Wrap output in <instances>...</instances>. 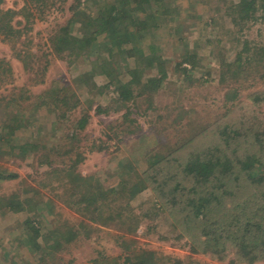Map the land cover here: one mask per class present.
I'll return each mask as SVG.
<instances>
[{
    "label": "rangeland",
    "instance_id": "rangeland-1",
    "mask_svg": "<svg viewBox=\"0 0 264 264\" xmlns=\"http://www.w3.org/2000/svg\"><path fill=\"white\" fill-rule=\"evenodd\" d=\"M44 1L0 0V169L18 175L0 180V264H122L139 248L154 253L147 264H172L169 258L250 264L226 236L213 248L197 243V226L186 224V212L173 204L192 210L187 196L193 182L182 165L211 157L208 149L220 146L243 161L258 151L263 159L253 155L245 165L251 177L264 171V145L258 143L264 140V63L240 59V74L226 73L232 56L264 48V18L243 26L231 10L240 0H165L188 46L159 44L166 78L155 91L121 102L90 67L104 52L68 57L49 42L73 7L104 0ZM142 7L146 13L158 9L154 0ZM158 35H147L145 48ZM187 47L198 57L196 67L183 63L188 71L179 72L175 64ZM111 64L119 65L116 79L127 78L119 60ZM150 65L140 62L138 75ZM22 143L29 144L25 155L17 147ZM70 173L91 185L71 180ZM176 185L187 189L176 196ZM263 190L264 182L247 185L235 213L255 211L252 203L264 209ZM26 195L36 199L38 212L29 215L25 204L22 211L7 208ZM27 221L38 224V244L27 237Z\"/></svg>",
    "mask_w": 264,
    "mask_h": 264
},
{
    "label": "trees",
    "instance_id": "trees-1",
    "mask_svg": "<svg viewBox=\"0 0 264 264\" xmlns=\"http://www.w3.org/2000/svg\"><path fill=\"white\" fill-rule=\"evenodd\" d=\"M35 1L37 3L45 2L44 0ZM144 1L121 0L120 2H110L104 0L96 4L89 3L88 6L84 5V8H79L80 4H78L72 8L73 12L66 26H61L49 41L56 49V53L69 51L68 57H71L72 54L76 57L89 56L92 50L104 52V55L93 61L90 67L93 70L99 69L96 72V77L105 78L108 83L106 87L113 86V92L117 94L118 100L121 102L135 100L142 95L144 96L149 89L155 91L159 88L160 83L167 76L165 66L167 63L160 55L161 45L170 46L184 43L183 45L188 46L186 44L188 41L181 36V27L176 26L175 28L176 19L172 18L175 15L173 8L171 9L166 5L165 0H154V4L158 9L155 8L151 13H146L142 7ZM239 4H241L239 9H235L237 6L231 4V10L237 13L238 20L243 26L248 25L254 19L257 20L258 17L264 18V0H240ZM9 13L10 11L5 12L3 16ZM8 29L10 32H17L14 26L8 25ZM73 29L76 33L70 34ZM150 33L152 35L158 33L159 39L157 37L154 40L151 39L147 44V48H145L146 37ZM243 43L246 44L247 42L244 41ZM197 58L187 47L184 60L175 64V68L180 67L179 72H187L186 68H182V64L186 63L189 68L192 65L191 69H195L196 66L194 65ZM113 59L119 60L127 70L125 75L127 78L123 81L116 79L120 68L119 65L111 64ZM240 59L249 63L256 61L263 64L264 48L258 47L252 53L247 52L244 55L238 53L232 56L227 64L230 71L226 73L231 74L232 77L238 76L240 74V72H237ZM140 62L152 63L154 66L150 65L148 73L139 76L137 67ZM156 67L159 68L158 72L154 70ZM232 67L234 68L232 69ZM134 92L136 96H134ZM62 100L65 101V99ZM206 135L207 138L211 136L210 134ZM229 135H234V132L229 131L228 137ZM220 139L219 137L218 141ZM258 143L262 148L264 140ZM19 145L17 147L23 150L24 155L26 152L28 153L26 148L29 144L22 143ZM219 147L208 149V153L205 155L211 153L213 154L211 157L200 156L195 160L187 161L182 165L183 169L178 166L183 170L186 178L193 182L187 196L191 199L188 202V208L192 207V210L190 209V213H188L187 208L179 209L176 204H173V207L176 212L182 211V214L186 212L184 216L186 224L190 222L197 226L199 231V234L195 235L197 243L213 248L226 236L234 243L233 245H237L238 257L252 264L257 260L264 259V209L258 210L260 207H256V204L253 205L252 203V208L254 207L255 211L250 209L251 211H242V214H237L235 211L242 205V203L237 205L240 202L237 198L243 193L246 186L257 187L264 182V171L258 176L251 177L249 174L251 167L245 164L252 157L256 159L253 155L257 156L256 161L263 158H260V153L256 151L248 154L246 161L234 160L225 155L228 150L224 152ZM236 152V149H234L233 154ZM259 165L260 168L264 169V160ZM241 176H243V179H240ZM17 177L16 173L0 169V180L2 181L15 180ZM69 177L71 180L87 182L88 185H91L90 181H86L85 178L77 174L70 173ZM179 188L187 189L176 185L173 189V191H176V196H180L184 192ZM261 196L263 201L264 190ZM233 201H235L234 204ZM10 204H7V208L11 211L16 208L22 211L25 204V209L29 211L28 213L31 216L39 209L36 205V199L28 195L14 201L12 206ZM31 216L29 219H31ZM222 219H226L228 222H220ZM25 224L24 226L27 227L28 232L27 237L36 242L39 236L38 224L29 223L28 221ZM36 243L38 244V242ZM192 251L196 252L195 248H192ZM147 260L153 262L155 260L154 253L139 248L135 250L132 256L126 255L122 264H147ZM168 262L182 264L180 260L175 258H169Z\"/></svg>",
    "mask_w": 264,
    "mask_h": 264
}]
</instances>
